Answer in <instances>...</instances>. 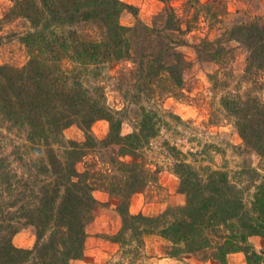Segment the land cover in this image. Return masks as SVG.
Masks as SVG:
<instances>
[{
    "label": "trees",
    "instance_id": "16d2710c",
    "mask_svg": "<svg viewBox=\"0 0 264 264\" xmlns=\"http://www.w3.org/2000/svg\"><path fill=\"white\" fill-rule=\"evenodd\" d=\"M10 1L5 19H25L30 26L20 38L28 53L25 65L0 66V264L81 260L86 228L100 204L93 195L97 189L118 201V242L125 244L129 236L139 249L145 236L157 234L172 244V257L202 254L228 264L230 254L243 253L247 264H264V174L254 167L198 169L180 159L182 152L173 146L172 172L184 203L151 217L129 211L132 196L159 173L146 167L143 149L164 120L141 107L133 131L122 135L128 109H110L100 81L113 65L129 62L130 78L124 76L118 87L134 80L129 84L137 88L134 100L152 98L156 83L164 84L159 95L180 88L190 62L178 48L187 45L184 36L192 30L191 21L180 18L170 0H157L166 6L151 26L122 0ZM215 2L204 6L200 0H187L185 5L194 10L200 5L220 21L226 11L213 10ZM126 13L135 17L133 26L121 24ZM81 25L98 30L94 36L82 34L77 29ZM232 41L247 51L246 74L264 73V16L235 23L193 48L200 60L218 63ZM222 106L235 118L243 149L256 154L264 167V101L251 91L244 100L230 93ZM99 120L108 122V133L96 140L91 127ZM72 125L83 131V142L64 137ZM113 147L117 152L108 155L109 171L95 164L77 169L86 156ZM20 226L35 229L32 248L13 244ZM252 237L261 239L260 253L250 243Z\"/></svg>",
    "mask_w": 264,
    "mask_h": 264
},
{
    "label": "rangeland",
    "instance_id": "374dc122",
    "mask_svg": "<svg viewBox=\"0 0 264 264\" xmlns=\"http://www.w3.org/2000/svg\"><path fill=\"white\" fill-rule=\"evenodd\" d=\"M123 1V0H122ZM187 0H170L169 4L176 14L184 21H191L192 30L184 36L186 46L179 47L184 58L190 62V67L182 74V86L159 95L164 84H155L154 95L147 99L146 95L134 100L131 96L136 93V87L129 84L134 80L124 82L122 89L118 87L121 79L128 75L131 68L129 62H120L105 71L100 84L105 88L106 104L116 111L128 109L127 117L122 124V135L133 131L140 108L156 111L164 120L160 124L158 135L144 147L143 162L152 171H159L156 180L136 192L129 205L132 214L142 213L145 216H157L170 207L184 203V196L178 193L179 179L172 172L176 161L175 147L179 150L180 159L193 164L198 169L209 166L212 169L226 168L239 170L243 167H254L264 174L260 158L243 149L241 139L234 127L235 118L229 117L222 102L230 93L239 95L244 100L248 91L259 101H264V73L246 74L247 51L237 42L225 44L227 55L223 62L200 60L193 46L205 38L214 40L225 28L238 22L253 20L264 16V0H216L214 9L222 8L226 14L215 21L206 15L200 5L195 10L186 6ZM212 0H200L204 5ZM125 2V1H124ZM137 8L138 18L151 26L156 16L163 13L165 4L160 1H141L140 5L131 3ZM220 6V7H219ZM12 7L10 0H0V66L22 67L28 60L26 47L21 42V36L28 30L30 24L25 19L8 21L5 15ZM198 17L194 21V15ZM135 17L126 13L120 22L124 26H133ZM184 27V25H183ZM78 31L94 36L96 26L81 25ZM129 85V86H128ZM108 122L99 120L91 127L96 140L103 139L108 133ZM66 140L84 141L83 131L72 125L64 131ZM97 151H100L98 149ZM117 148L102 149L82 159L77 165L83 171L88 165L95 164L102 171H109L111 165L108 155L115 154ZM114 172V171H113ZM108 196L102 201L100 195ZM94 197L100 203L93 221L87 226V238L84 255L81 260L71 264H217L210 257L203 255L182 254L172 257V244L157 234L147 235L141 248L136 249L135 241L125 237V244L116 241V235L121 229V218L116 211L117 199L109 197L103 190H95ZM113 199V203L111 201ZM116 201V202H115ZM115 205H112L114 204ZM36 242L35 229L32 226H20L13 237V244L18 248H32ZM250 243L257 252L262 250L259 237L250 238ZM172 258L162 262L161 260ZM228 264H247L243 253L230 254Z\"/></svg>",
    "mask_w": 264,
    "mask_h": 264
},
{
    "label": "crops",
    "instance_id": "0c3cea01",
    "mask_svg": "<svg viewBox=\"0 0 264 264\" xmlns=\"http://www.w3.org/2000/svg\"><path fill=\"white\" fill-rule=\"evenodd\" d=\"M123 1H125L126 3H128V4H131V3H135V4H139L140 5V3H141V1H144V2H146V1H156V0H123ZM102 194V193H101ZM99 197H101V200L102 201H107L108 200V196H106V195H100ZM111 201H112V203H113V199H111ZM116 202V201H115ZM115 202H114V204H112V205H115ZM167 260H172V258H166V257H164L161 261L162 262H165V261H167Z\"/></svg>",
    "mask_w": 264,
    "mask_h": 264
}]
</instances>
